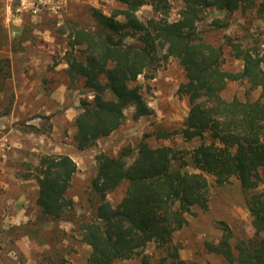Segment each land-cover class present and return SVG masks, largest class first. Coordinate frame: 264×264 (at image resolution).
<instances>
[{
    "label": "trees",
    "instance_id": "16d2710c",
    "mask_svg": "<svg viewBox=\"0 0 264 264\" xmlns=\"http://www.w3.org/2000/svg\"><path fill=\"white\" fill-rule=\"evenodd\" d=\"M116 1L122 7L110 14L90 8L95 27L74 22L68 34V78L73 83L82 81L93 96L81 98L75 117L77 148L88 149L119 128L128 107L134 108V118L152 114L137 79L142 74L153 77V71L169 57L179 61L186 76L177 90L190 107L181 133L186 140L201 142L189 152L194 171L186 168L184 155L172 146L154 147L147 141L140 143L131 163L127 160L130 148L118 155L101 152L96 156L97 173L89 183L93 210L66 218L75 220L81 241L91 247L86 264H116L140 254L151 242L163 250V264H198L181 257L173 235L187 223L193 207H208V174L219 184L237 177L244 189L263 188L247 199L254 235L234 238L230 226L221 222L220 240L207 241L206 249L229 263L264 264V47L251 42L249 34L244 36L246 41L226 35L225 43L217 45L207 41L199 28L210 8L226 15L254 10L264 18V0H181L183 9L173 21L167 17L172 0ZM146 4L160 16L142 20L137 12ZM213 23L215 28L228 25L220 18ZM225 49L240 61L238 69L224 67ZM238 80L260 89L259 97L224 98L227 84ZM158 135L169 137L170 133ZM178 159L181 162L174 166ZM77 170L76 161L67 154L40 156L33 177L41 218L57 224L65 214L72 217L74 202L67 192ZM122 185L124 195L113 205L107 196ZM54 264L73 263L62 256Z\"/></svg>",
    "mask_w": 264,
    "mask_h": 264
},
{
    "label": "rangeland",
    "instance_id": "374dc122",
    "mask_svg": "<svg viewBox=\"0 0 264 264\" xmlns=\"http://www.w3.org/2000/svg\"><path fill=\"white\" fill-rule=\"evenodd\" d=\"M92 6L107 14L122 7L116 0H0V264H54L62 256L73 264L87 263L91 247L81 241L75 220L66 218L92 212L89 183L97 173L96 156L101 152L118 155L122 149L130 148L132 154L127 160L131 163L142 141L154 147L168 145L178 150V155H184L188 170H195L189 152L201 140H186L181 133L190 107L188 99L177 94L186 76L174 57L163 61L153 71V77L142 74L137 79L144 99L153 108L152 114L134 118V108L128 107L119 128L88 149L77 148L75 117L81 110V98L93 96L82 81L69 80L65 52L72 23L96 26ZM183 6L181 0H172L168 19L179 18ZM137 14L142 20L160 16L149 4ZM215 18L228 25L215 28ZM199 28L205 31L207 41L217 45L225 43L226 35L239 40L249 34L251 42L264 47V18L254 10L226 15L210 8ZM224 57V67H240V61L230 56L227 49ZM222 95L228 100H255L260 89L251 88L247 80L230 81ZM108 97H112L110 92ZM162 132H169V137L159 136ZM44 154H67L78 166L67 192L74 202L72 217L65 214L57 224L41 218L36 204L38 184L33 172ZM180 162L174 160L173 165ZM28 174L30 177L25 178ZM207 179L208 207H193L192 214H187V223L174 233L173 242L188 261L238 264L209 252L205 243L220 240L221 222L230 226L234 238L252 237L255 229L247 199L263 187L244 189L237 177L221 184L210 174ZM124 191V185L118 187L108 194L107 200L116 205ZM163 256V250L151 242L140 254L116 264H163Z\"/></svg>",
    "mask_w": 264,
    "mask_h": 264
}]
</instances>
